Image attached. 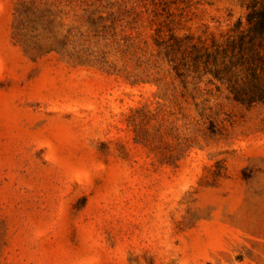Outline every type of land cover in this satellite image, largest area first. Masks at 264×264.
<instances>
[{
    "label": "rangeland",
    "instance_id": "obj_1",
    "mask_svg": "<svg viewBox=\"0 0 264 264\" xmlns=\"http://www.w3.org/2000/svg\"><path fill=\"white\" fill-rule=\"evenodd\" d=\"M253 8L0 0V264H264Z\"/></svg>",
    "mask_w": 264,
    "mask_h": 264
},
{
    "label": "trees",
    "instance_id": "obj_2",
    "mask_svg": "<svg viewBox=\"0 0 264 264\" xmlns=\"http://www.w3.org/2000/svg\"><path fill=\"white\" fill-rule=\"evenodd\" d=\"M247 20L250 23L249 29L246 34H241L240 40L248 36L249 40L255 38L257 33H262L264 31V8L255 9L253 8L247 16ZM256 92L250 93L248 96L253 97ZM259 94L263 93V91L258 92Z\"/></svg>",
    "mask_w": 264,
    "mask_h": 264
}]
</instances>
